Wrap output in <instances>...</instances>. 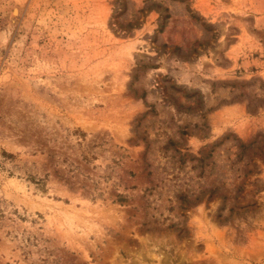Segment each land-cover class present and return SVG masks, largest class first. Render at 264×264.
Instances as JSON below:
<instances>
[{
	"label": "rangeland",
	"instance_id": "rangeland-1",
	"mask_svg": "<svg viewBox=\"0 0 264 264\" xmlns=\"http://www.w3.org/2000/svg\"><path fill=\"white\" fill-rule=\"evenodd\" d=\"M0 264H264V0H0Z\"/></svg>",
	"mask_w": 264,
	"mask_h": 264
}]
</instances>
